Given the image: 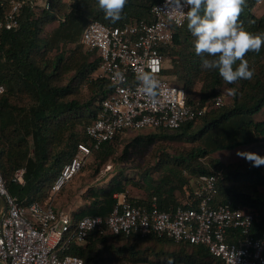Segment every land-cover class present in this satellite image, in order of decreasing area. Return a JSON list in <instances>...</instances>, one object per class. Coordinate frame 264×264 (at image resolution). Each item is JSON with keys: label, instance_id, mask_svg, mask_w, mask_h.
<instances>
[{"label": "trees", "instance_id": "1", "mask_svg": "<svg viewBox=\"0 0 264 264\" xmlns=\"http://www.w3.org/2000/svg\"><path fill=\"white\" fill-rule=\"evenodd\" d=\"M162 1L128 0L122 18L113 23L105 19L98 0H71L70 4L65 0H46L49 9L43 8L39 13L29 6L24 7L18 30L0 31V87L4 89L0 93V171L11 194L43 203L48 189L62 167L71 161L78 145H90L85 129L97 119L111 86L106 79L94 77L100 65L98 54L83 51L81 36L86 25L92 21L108 27H122L136 21L152 22L151 11ZM257 3L258 0H246L239 17L245 30L254 35L264 33V12L261 15L255 12ZM60 16L63 19L60 18L59 26L44 36L46 26ZM187 24L188 21L177 31L174 47L165 52L166 56H176L171 68L165 69V76L172 84L186 90L189 103L198 101L204 105L222 95L221 89L234 88L236 94L232 95V103L213 109L200 120L180 129H151L161 132L160 136L153 134L131 141L120 157L124 164L138 152L143 142L150 143L156 138L205 140L206 143L173 155L161 150L162 146L161 151L153 156L156 163L153 168L161 175L155 178L151 171L146 172L142 183L124 174L129 167L120 168L107 186L87 190L83 203L73 211L75 223L86 216L110 215L118 203L115 196L120 194H126L129 200L140 205H148L157 197L160 209L171 210L184 201L178 198V194L182 193L190 177L184 176L183 171L192 176L220 172L216 205L230 202L251 209L257 217L254 230L264 231V192L261 191L264 188V166L241 171L213 160V169H209L198 160L264 141V121L254 120L264 108V46L258 54L249 52L245 56L250 70H254L253 77L228 84L218 70L201 68V57L195 54L196 38ZM55 50L56 55L50 58ZM90 55L98 58L89 61ZM238 65L239 61L234 68ZM62 75L69 76L66 84H61ZM81 84H86L89 90L85 99L76 96ZM198 84H201L199 97L193 99ZM23 95L27 99L26 105L12 103ZM199 121L201 123L197 125ZM83 125H86L84 131ZM132 132L135 131H127L93 151L98 167L114 157L118 140ZM21 168L26 170L24 186L13 182L15 172ZM130 186L144 189L147 198L142 201L131 198ZM68 254L80 257L85 264L97 259L114 264H225L212 256L205 246L177 243L156 235L115 236L95 232L85 244H73Z\"/></svg>", "mask_w": 264, "mask_h": 264}, {"label": "built area", "instance_id": "2", "mask_svg": "<svg viewBox=\"0 0 264 264\" xmlns=\"http://www.w3.org/2000/svg\"><path fill=\"white\" fill-rule=\"evenodd\" d=\"M258 0L257 5H263ZM37 13L49 9L36 0H0V31H16L21 25L24 7ZM190 10L188 6L183 12ZM153 21H136L122 27H108L98 21L86 25L81 43L100 58L99 78L106 79L110 92L101 103L96 120L86 135L90 145L79 144L70 162L65 164L48 189L43 203L11 194L0 171V264H85L68 254L71 246L83 245L92 233L100 235L166 237L177 243L205 246L225 264H264V231L256 232V214L232 203L216 205L220 172L200 175L194 192L171 210L159 208L154 197L148 205L116 195L118 203L106 217L86 216L73 220L71 210L54 205L57 195L82 171L93 151L127 131L146 128L177 130L196 122L213 109L226 105L218 95L204 105L188 102L184 88L165 76V52L175 45L176 33L187 23L167 0L151 11ZM117 73L124 77L121 80ZM150 73L158 81L155 98L140 91L138 75ZM0 87V93H3ZM25 168L18 169L13 182L25 185Z\"/></svg>", "mask_w": 264, "mask_h": 264}, {"label": "rangeland", "instance_id": "3", "mask_svg": "<svg viewBox=\"0 0 264 264\" xmlns=\"http://www.w3.org/2000/svg\"><path fill=\"white\" fill-rule=\"evenodd\" d=\"M38 5L42 7L45 4L46 0H36ZM68 4H70L71 0H65ZM258 15H261L264 12V4L263 5H257V9L255 11ZM60 16L55 22L49 24L46 26L44 31V36L50 35L54 29H56L60 24ZM63 19V18H61ZM83 50V49H82ZM85 53L88 51L83 50ZM55 52L51 53L49 55L50 58H53L54 55H56ZM175 55L171 54L168 55L167 61L165 62L166 68H171L172 61L175 59ZM97 55H90L89 61H94L97 59ZM68 77L66 75H62V82L61 84H66L68 82ZM95 78H99L97 76V72L94 75ZM101 79V78H99ZM201 88V84L196 85L193 93V99H198L199 97V91ZM78 93V94H77ZM76 93V96L82 99H85V97L89 96V90L86 84H81L78 92ZM220 94H222L225 97L226 105H229L232 103V95L229 94V89L223 88L220 90ZM27 99L23 95V97H18V99H14L12 103L16 105H26ZM254 120L256 121H264V108L263 110L254 116ZM201 121L197 123L199 125ZM86 125L82 127L83 131L85 129ZM143 131H135L128 135L122 136L117 143L116 151L114 157L106 161L101 167H98V163L96 161V156L93 153L86 165L84 170H82L65 188L64 190L57 195V197L54 199V205L55 207L59 209H66V210H72L76 206H81L83 203V195L87 192V190L90 187L95 188H103L108 185V183L113 179L114 176H116L120 170V168L129 167L124 171V174L130 178H133L134 181L143 182L142 177L146 172H152V176L159 177L161 175V172L157 169L154 170V166L156 165L155 160L153 159L154 154H158L161 150L165 151V153H170L171 155L176 154L178 152H188L194 147H197L198 145H204L206 142L205 140L200 142H192L189 140H172V139H165L162 138H156L150 143H142L138 147V152L136 154H133L130 156L129 162L122 163L120 161V157L122 155V152L125 150L126 146L133 141L135 138L138 137H149L150 135L156 134L157 136H160L161 132H155L152 131L151 128L142 129ZM163 146V147H162ZM162 147V148H161ZM166 147V148H165ZM161 148V150H160ZM148 149V150H147ZM32 151V150H31ZM241 152H250V153H256L260 156L264 157V141H260L256 144L245 146V147H239L232 151H222L217 152L209 157L205 158H199V162L205 167L209 169H213V165L211 161L213 160H219L223 165L225 166H231L232 168H237L238 170L245 171L246 169H249L253 167L252 163L247 161L245 157H242L238 155V153ZM111 167V168H110ZM117 167V168H116ZM183 175L186 177H190V181L188 184H186L182 190L181 194H178V198L181 200H185L188 195L192 194L194 190L197 187L198 177L199 176H192L189 175L188 171H183ZM262 192H264V188L261 189ZM129 196L133 199H140L141 201L147 198L146 192L144 189L136 187V186H130L129 187ZM47 198V197H46ZM45 198V199H46ZM3 209V201L0 199V210ZM112 263H106L105 260H99L92 262L91 264H114Z\"/></svg>", "mask_w": 264, "mask_h": 264}, {"label": "clouds", "instance_id": "4", "mask_svg": "<svg viewBox=\"0 0 264 264\" xmlns=\"http://www.w3.org/2000/svg\"><path fill=\"white\" fill-rule=\"evenodd\" d=\"M128 0H98L99 8L105 13V19L115 23ZM167 6L178 10L186 17L188 30L195 37V54L201 57V68L218 70L220 76L228 84L241 79L250 80L254 70H250L245 59L249 52L259 53L264 46V33L252 34L245 30L239 17L246 6V0H167ZM188 6L190 10L183 12ZM212 57L208 59L205 57ZM237 61L238 67L234 68ZM117 76L123 80L121 73ZM141 83L140 91L150 98L157 95L159 81L150 73L138 75ZM229 94L235 95L236 90L230 89ZM253 167L264 166V157L256 153L241 152Z\"/></svg>", "mask_w": 264, "mask_h": 264}, {"label": "crops", "instance_id": "5", "mask_svg": "<svg viewBox=\"0 0 264 264\" xmlns=\"http://www.w3.org/2000/svg\"><path fill=\"white\" fill-rule=\"evenodd\" d=\"M80 206H76L75 208H73L71 211H77L79 209Z\"/></svg>", "mask_w": 264, "mask_h": 264}]
</instances>
